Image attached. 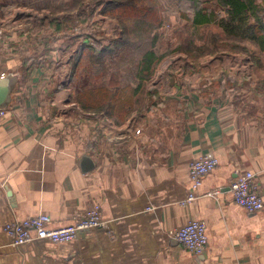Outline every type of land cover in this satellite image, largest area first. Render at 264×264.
<instances>
[{
	"label": "crops",
	"instance_id": "crops-1",
	"mask_svg": "<svg viewBox=\"0 0 264 264\" xmlns=\"http://www.w3.org/2000/svg\"><path fill=\"white\" fill-rule=\"evenodd\" d=\"M3 2L0 78L18 81L0 121V264H264V209L247 212L231 191L238 173L249 171L264 201V54L248 57V72L234 80L202 77L195 88L164 76L155 81L163 84L151 113L116 125L73 102L57 41L3 34L10 13ZM209 154L218 167L198 199L182 205L192 191L190 164ZM212 191L218 198L206 196ZM95 206L104 225L72 243L16 247L4 231L41 213L64 227ZM193 220L207 225L209 243L198 255L172 235Z\"/></svg>",
	"mask_w": 264,
	"mask_h": 264
},
{
	"label": "rangeland",
	"instance_id": "rangeland-1",
	"mask_svg": "<svg viewBox=\"0 0 264 264\" xmlns=\"http://www.w3.org/2000/svg\"><path fill=\"white\" fill-rule=\"evenodd\" d=\"M118 1L119 3L126 2V4L130 1L126 11L131 16L135 15L136 6L141 7L142 5V7L147 9L152 8L151 16L155 17L158 24L156 23L157 28L149 35L150 39L144 41V44L140 40H135L132 44V49L130 47L125 48L126 46L121 47L117 43L123 34L120 19L113 18L108 14L103 15L100 12L101 10L91 17L92 7H87V0L84 3L81 2V4H76L75 0H7V2L3 3L5 4V9L10 13L6 26L1 31H3V34L6 31H10V33L29 31L38 39H42L41 41L45 42L46 46L53 41H57L59 50L56 56H59V61L62 65L69 64L66 78L68 81L70 79L72 98L75 93H81L84 88H95L103 85L107 88L113 80L118 82L119 85L121 83V86L129 84L131 85L130 87H135L136 82H133V77L135 78L136 61L141 55L140 49H150L149 46H151V41L155 34L158 37L156 49L160 53L171 51L172 53L157 67L152 81L148 84L150 91L154 92L156 86L158 88L161 83H156L155 81H163L164 76L172 77L164 80H172L174 78L181 86L188 84L196 88L204 80L202 77L224 75L231 76L232 80H234L248 72L249 64L247 65V59L249 56L230 52L229 49L222 50V52L214 55H205V57L203 56L197 61L186 54L174 51L180 45L188 47L189 42L193 41L197 45L198 54H202L204 45H202L203 41H200L201 38L205 40L215 35L218 38H223V34L216 26H211L208 30H193L189 28L188 22L183 18L185 14L191 17V11L189 12L187 4L178 0ZM202 1L207 7H213V0ZM85 8L89 13L87 20H85L87 15L82 13ZM112 10L120 12V4ZM128 13L125 14V17L130 16ZM55 18L60 19L62 22L63 28L59 31L56 30L57 25L52 23ZM127 25L130 27L129 24ZM57 34H59L58 37ZM85 44L99 46V49L102 48V50L111 49V51L105 54V65H91L87 63L86 59L76 75L72 77L73 63L71 59L81 46ZM246 44L251 48H255L251 43ZM193 52L195 51L193 50ZM206 52L211 51L208 49ZM160 86L159 89L162 90L164 86ZM111 89H113L112 84ZM182 90L190 89L185 86V89Z\"/></svg>",
	"mask_w": 264,
	"mask_h": 264
},
{
	"label": "trees",
	"instance_id": "trees-1",
	"mask_svg": "<svg viewBox=\"0 0 264 264\" xmlns=\"http://www.w3.org/2000/svg\"><path fill=\"white\" fill-rule=\"evenodd\" d=\"M85 1L75 0L76 4ZM87 1V7H92L91 17L101 10L100 12L103 15L108 14L113 18L120 19L123 34L117 43L121 47L126 46L125 48L130 47L132 49L135 40H140L144 44V41L149 40V35L157 28L156 23L158 24V21L155 20L154 16H151L152 8L147 9L142 5L141 7L136 6L135 15L131 16L126 11L130 1L127 4L126 2L119 3L118 0ZM178 1L189 6L191 17L187 14L183 15V18L189 24V28L208 30L209 27L216 26L223 34V38H218L216 35L205 40L201 38L200 41H203L202 45H204L202 54H198L197 45L193 41L189 42L188 47L180 45L174 51L186 54L196 61L203 56L205 57V55H214L226 49L233 53L247 55L255 60H259L264 54V0H213V7H207L202 0ZM119 4L120 12L112 10ZM82 13L87 15L85 18L87 20L89 18L87 9L82 10ZM127 13L130 16L125 17ZM52 23L57 25L56 30L58 31L63 28L62 22L58 18H55ZM58 36L59 34H57ZM157 39L158 37L155 34L151 46H149L150 49H140L141 55L136 61L135 78L133 77V82H136L135 87H130L129 84L121 86V83L119 85L118 82L113 80L111 83L113 89H111L110 84L107 88L104 85L95 88L89 87L84 88L81 93H75L72 98L74 103L78 104L84 112L102 115L116 125L124 124L134 114L140 118L146 111L151 113L159 96L149 90L148 84L152 81L157 67L172 53V51L160 53L156 49ZM246 43H251L255 48L249 47ZM99 48V46H89L87 44L81 46L71 59L73 63L72 77L76 75L86 59L87 63L91 65H105V54L109 53L111 49L102 50V48ZM208 49L211 52H206Z\"/></svg>",
	"mask_w": 264,
	"mask_h": 264
},
{
	"label": "built area",
	"instance_id": "built-area-1",
	"mask_svg": "<svg viewBox=\"0 0 264 264\" xmlns=\"http://www.w3.org/2000/svg\"><path fill=\"white\" fill-rule=\"evenodd\" d=\"M8 114V110H0V121ZM219 160L212 155L202 156L190 164V185L192 191L181 202L187 205L198 199V190L203 184V179L215 170ZM233 201L247 212L255 214L264 209V201L257 192L256 177L249 171L238 173L231 184ZM219 191H212L206 196L218 198ZM52 219L46 214L15 220L5 226V233L16 247L26 245L35 240L46 241L52 244L72 243L81 232L101 228L104 225L103 214L99 206L92 209L77 211L73 215L72 223L64 227H51ZM175 239L190 253L202 254L209 243L207 225L202 221H189L177 229L173 234Z\"/></svg>",
	"mask_w": 264,
	"mask_h": 264
},
{
	"label": "water",
	"instance_id": "water-1",
	"mask_svg": "<svg viewBox=\"0 0 264 264\" xmlns=\"http://www.w3.org/2000/svg\"><path fill=\"white\" fill-rule=\"evenodd\" d=\"M18 78L13 74L0 78V110H8L12 99L13 91L17 85ZM84 172H89L94 169V163L88 155L82 159Z\"/></svg>",
	"mask_w": 264,
	"mask_h": 264
}]
</instances>
